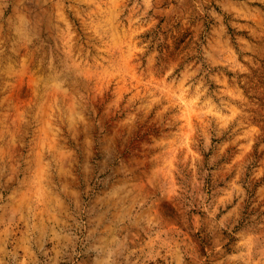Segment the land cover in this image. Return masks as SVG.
I'll use <instances>...</instances> for the list:
<instances>
[{
  "label": "rangeland",
  "instance_id": "374dc122",
  "mask_svg": "<svg viewBox=\"0 0 264 264\" xmlns=\"http://www.w3.org/2000/svg\"><path fill=\"white\" fill-rule=\"evenodd\" d=\"M0 264H264V0H0Z\"/></svg>",
  "mask_w": 264,
  "mask_h": 264
}]
</instances>
